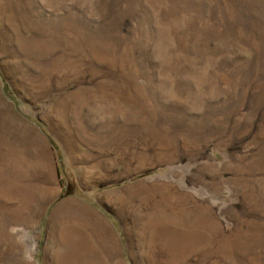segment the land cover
Segmentation results:
<instances>
[{"label":"rangeland","instance_id":"obj_1","mask_svg":"<svg viewBox=\"0 0 264 264\" xmlns=\"http://www.w3.org/2000/svg\"><path fill=\"white\" fill-rule=\"evenodd\" d=\"M62 153L114 186L117 264H264V0H0V215L30 208L26 256Z\"/></svg>","mask_w":264,"mask_h":264},{"label":"crops","instance_id":"obj_2","mask_svg":"<svg viewBox=\"0 0 264 264\" xmlns=\"http://www.w3.org/2000/svg\"><path fill=\"white\" fill-rule=\"evenodd\" d=\"M54 171L58 182L57 194L52 201L54 204H51L50 208L56 213L54 220L49 222L48 216L39 213L34 216V220L36 217L40 220L38 227L45 228L43 235L45 243H42L41 253H36L33 257L21 253V248L17 245V236H20L21 233L17 228L23 226L26 221L20 219L21 212L19 210L15 217L9 214L12 219L7 216L2 219L0 215V221H3L2 225L4 227L9 225L13 228L11 233L12 248L19 250L18 254L14 253L11 258L7 259L6 264H117L116 241H111L110 237L105 236L102 231L109 223V226L119 233L116 206L114 202L110 201V192L114 188L112 182H99L100 184L95 185H87L85 181L82 182L77 171L68 163L64 153L61 154L60 162L56 158ZM29 209H25L24 214L21 213L25 218L26 210ZM76 220H81V227H74L73 223H69V221ZM53 222H56V230L59 231L56 232V244L51 247L48 225ZM41 230L39 228L36 232L38 235L36 237L40 240ZM7 233L9 232L7 231ZM122 251L125 262L133 264L131 246L127 247V250L123 247Z\"/></svg>","mask_w":264,"mask_h":264}]
</instances>
